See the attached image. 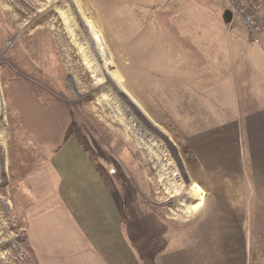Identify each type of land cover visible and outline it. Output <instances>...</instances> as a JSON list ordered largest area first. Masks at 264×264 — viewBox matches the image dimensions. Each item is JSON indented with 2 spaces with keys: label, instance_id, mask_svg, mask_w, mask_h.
Instances as JSON below:
<instances>
[{
  "label": "rangeland",
  "instance_id": "1",
  "mask_svg": "<svg viewBox=\"0 0 264 264\" xmlns=\"http://www.w3.org/2000/svg\"><path fill=\"white\" fill-rule=\"evenodd\" d=\"M234 2L0 0V264H34L27 175L56 164L70 142L80 147L73 157L91 158L112 191L138 256L157 236L169 251L191 244L192 222L214 200L179 106L215 100L208 86L218 82L207 56L214 47L191 19L217 14L219 35H262ZM253 2L264 17L261 0Z\"/></svg>",
  "mask_w": 264,
  "mask_h": 264
},
{
  "label": "crops",
  "instance_id": "2",
  "mask_svg": "<svg viewBox=\"0 0 264 264\" xmlns=\"http://www.w3.org/2000/svg\"><path fill=\"white\" fill-rule=\"evenodd\" d=\"M205 17L191 23L202 26V40L214 47L207 56L209 67L217 64L218 82L208 86L215 100H182L179 107L214 204L204 220L192 222L191 244L169 251L157 236L138 256L112 191L91 158L73 157L80 147L70 142L56 164L27 175L25 240L34 264H264V33L219 35L217 14ZM222 89L230 100L221 99Z\"/></svg>",
  "mask_w": 264,
  "mask_h": 264
},
{
  "label": "built area",
  "instance_id": "3",
  "mask_svg": "<svg viewBox=\"0 0 264 264\" xmlns=\"http://www.w3.org/2000/svg\"><path fill=\"white\" fill-rule=\"evenodd\" d=\"M234 1V0H232ZM231 8L237 13V9L241 10L242 13L246 15L245 18H242L243 21L250 28L251 33L261 34L264 33V17L260 18L256 13V5L253 0H235L234 4L232 3Z\"/></svg>",
  "mask_w": 264,
  "mask_h": 264
},
{
  "label": "water",
  "instance_id": "4",
  "mask_svg": "<svg viewBox=\"0 0 264 264\" xmlns=\"http://www.w3.org/2000/svg\"><path fill=\"white\" fill-rule=\"evenodd\" d=\"M225 14H227V17L229 18L230 15H229V12L228 11H225Z\"/></svg>",
  "mask_w": 264,
  "mask_h": 264
}]
</instances>
